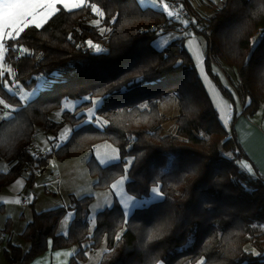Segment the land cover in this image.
<instances>
[{"label": "trees", "instance_id": "16d2710c", "mask_svg": "<svg viewBox=\"0 0 264 264\" xmlns=\"http://www.w3.org/2000/svg\"><path fill=\"white\" fill-rule=\"evenodd\" d=\"M183 1L195 19L194 32L207 39V70L212 61L238 79L234 91L244 104L239 114L232 109L229 128L220 124L184 46L186 27L173 15L141 7L137 0H89L106 13L99 27L92 24L99 17L82 7L58 13L42 29H26L18 42H4L3 62L12 75L7 80L0 77V96L20 107L6 83L26 90L40 83L41 89L15 120L0 122V161L7 165L0 171V189L23 174L31 189L50 159L76 158L109 142L119 161L101 165L91 156L86 162L95 190H108L126 176L124 188L131 197H149L156 184L165 194L127 217L115 200L95 215L91 233L92 196L73 197L67 207L42 212L30 202L31 216L19 235L25 249L9 240L10 219L5 223L3 255L9 264H31L48 250L49 240L51 250L77 248L70 264L86 262L87 253L101 244L113 251H104L97 264H264V178L247 173L241 163L247 157L233 129L238 116L251 118L264 111V39L254 50L251 43L264 32V0L210 2L206 17ZM100 27L111 31L101 35ZM172 31L180 35L163 50L152 46L158 36ZM88 40L101 51L90 48ZM137 75L138 86L120 88L96 108V115L108 121L101 129L83 122L86 115L81 111L91 106L86 101L73 112L63 111L60 122L50 118L63 101L95 97L98 88ZM213 78L231 97L218 76ZM170 94L178 105L175 135L163 134L166 119L158 106ZM144 103L148 108L139 107ZM65 123L73 131L61 147H55L54 139L49 140L51 151L41 154L33 149L39 130L57 138ZM127 159L133 162L125 173ZM68 212L73 217L67 233L59 234ZM253 250L260 255H253Z\"/></svg>", "mask_w": 264, "mask_h": 264}, {"label": "rangeland", "instance_id": "374dc122", "mask_svg": "<svg viewBox=\"0 0 264 264\" xmlns=\"http://www.w3.org/2000/svg\"><path fill=\"white\" fill-rule=\"evenodd\" d=\"M137 1L141 7L148 6L157 10H161L166 15H168L167 14L168 11H171L170 8L167 10L164 9L165 3L169 5V2H167L166 0H157V4L155 6L153 5L152 0H137ZM188 1L192 4L191 7L194 9L195 12H197V14L200 17H206L209 14H211V9L209 7L210 2H214V3L219 2V0H188ZM180 22L182 23V25L184 24L183 20H180ZM194 29L195 27H192V30ZM179 35L180 33L177 31H172L167 34L160 35L152 42V46L156 50H163L170 42H172L177 37H179ZM7 40L8 39L5 38L4 42ZM184 46L188 51V53L190 54V56L192 57L200 81L203 84L206 93L208 94L213 106L215 107L218 113V120L220 124L224 126L227 118L229 117L230 111L232 113V109L238 110V106L240 105L239 97L234 91V87H236V85L238 84V79L232 71L227 69V67L224 66L221 68L219 65H216L212 61L210 62L211 73L207 70L206 67L207 39L202 35L197 34L195 32L189 33V35H187L184 40ZM4 55H5V50H4ZM3 60L0 61V65H2L3 69L6 70ZM225 69H227V71ZM214 76H218V79L222 87L229 90L231 97L225 95L223 89L219 87L215 78H213ZM40 89H41L40 83H38V85L31 90H26L21 86L17 87V84L12 85L11 87L9 85V88H7V90L10 93L15 92L18 99L22 93L32 94L29 96L28 101L34 98L39 93ZM240 100L244 104V100L243 99ZM84 101H85L84 99L63 101L62 107L58 110L53 111L52 114L50 115V118L55 122H60L62 120L61 113L63 111L73 112L76 106ZM233 102H235V104ZM99 105L100 104H98L96 108ZM158 106L160 112L165 116L166 119L162 124L163 134L175 135L176 126H175L174 117L178 113V105L175 95L170 94L162 97L158 101ZM90 107H92V104L91 106L84 108L81 112L86 115L87 109ZM0 108H1L0 116H2L4 111L6 110L3 109L2 107ZM87 119L88 117L86 115V120ZM90 124H93L94 126L100 129L104 127V126L101 127L95 122H92ZM65 128L72 129V126L68 123H65L63 125L57 136V142H59L58 137L60 133L64 131ZM40 132L41 131L39 130L37 134L39 135ZM70 133H68V136L70 135ZM87 155L96 157L99 163L100 160L103 159L104 161H106V163H104L103 165H108L119 161V158L116 159V157L118 156L117 149L109 142H103L93 147V149L90 150V152L88 153L85 152V154L81 155L80 157H78V159L74 160L73 162H69L67 159L63 161L50 159L48 165L42 169L45 170L36 175L34 181L35 184L34 187L37 188L33 190H31L30 187H28V185L26 184L27 174H23L12 184L7 185L0 189V201H2L4 204V206L2 207L0 205V264H9L3 255V250L5 249L6 243L5 244L1 243V236L4 235L3 230L7 219L11 218L10 221L12 220V223L14 222L12 227L13 232H11L10 234L12 235V241L14 242V240L18 239V242L21 245L23 244L25 245V243L21 239H19L18 236V232L20 230L19 229L20 227L18 226L19 223L18 216L24 214L26 218H30L31 210L29 206H26L25 208L22 207L23 196L30 197L29 201L31 202L34 201V209L37 212H42L45 210H50L58 207L69 206V199L71 200V198L76 197L69 194H77L76 192H83V194H85L83 196H92L90 195L93 193L92 189L88 190V188L93 187L94 180L93 178L90 177L86 164L84 163L85 160L83 159V157ZM129 160L131 159H127V162ZM68 163H75L76 165L68 164ZM6 170H7V165L3 161H0V171L3 172ZM121 178L118 179L117 181H121ZM126 181H127V177L124 176L122 182L119 184L118 192L117 189L112 190L116 193L115 198L117 200H120L123 206L124 204L122 203V201L127 200L128 197H131L127 195L125 192L124 186ZM108 193L109 192H104V194H98L96 199L94 197L93 200L94 202L92 204V207L89 208L88 221L90 223V233L94 228L95 214L102 211L105 208H108L109 206L108 205L109 202H107L108 196H106ZM17 200H19L20 203H17L16 202ZM157 200H160V198L154 197L151 191L149 197L142 199L134 198L130 202L129 206L134 210L135 208L148 206L150 203H153ZM72 217H73V213L68 212L65 218L61 221L60 230H62V227L66 226L68 222H70ZM4 242H7V238L4 239ZM105 249H106L105 244H101L98 249L89 252L88 260L84 264H96L97 258L104 252Z\"/></svg>", "mask_w": 264, "mask_h": 264}, {"label": "snow or ice", "instance_id": "6c2138e0", "mask_svg": "<svg viewBox=\"0 0 264 264\" xmlns=\"http://www.w3.org/2000/svg\"><path fill=\"white\" fill-rule=\"evenodd\" d=\"M153 5L155 6L157 4V0H152ZM82 7H90L92 13H94L99 19H95L92 21V24L96 25L97 27L100 26L101 21L104 19L106 13L105 11L97 4V3H90L89 0H0V61L4 59V50H5V44L4 40L7 38L10 42L16 41L18 42L19 39H21V34L25 33L26 29H35L39 30L42 29L46 24L49 23L50 20H52L53 17H55L58 13H63L64 11H67L71 13L74 9H79ZM169 5L167 3L164 4V9H169ZM168 16L171 17L173 15L172 11H168ZM116 21V16L112 17V22ZM185 25H187L188 21L183 22ZM195 23V21H193ZM106 31H111V29L100 27V34L104 35ZM69 40L72 39V36L69 35ZM264 39V32L260 34V37L254 38L252 43L253 50L255 49L256 45L259 43V40ZM87 44L90 48H93L96 52H100L101 48L100 45L94 44L92 40H88ZM79 47V45H77ZM20 50L24 51L25 53L28 52L27 48H24L23 46H20ZM179 63V62H177ZM12 75V68L9 67L8 69H3L2 65H0V77H4L5 80H7L8 76ZM137 81H141L140 76H132L131 79H128L126 82L122 79L120 81H114L112 84H107L102 88H98L95 93V97L93 95H88L83 97V99L86 102H90L92 104V107L87 109V117L88 119L86 121H83L84 123H92L95 122L96 124L103 127L104 125L108 124L107 120H102L99 116L96 115V106L98 104H101L104 100L107 99L108 96L112 95L115 91H119L120 88H132L136 85ZM4 87L7 89L9 88L8 84H5ZM17 87L19 85L17 84ZM16 95L15 92L12 93V96L14 97ZM32 95L30 93H22L19 96L18 103L20 104V107H17L16 105L10 103L7 99L0 96V107L5 109L3 115L0 116V122L3 123H10L11 121L15 120L17 118L18 113L22 111L24 107L27 106L29 96ZM148 104L144 103L139 105L140 108L146 109L148 108ZM230 119V117H229ZM73 131L70 128H65L64 131H62L58 137L59 142L55 144V147L59 148L62 146V144L69 139L68 133ZM203 135V133H201ZM57 139L55 137H49V140ZM51 151V148L48 149ZM119 157L117 156L116 159ZM132 160H129L125 164L124 171L127 173L129 166L132 164ZM101 164L106 163L103 159L100 160ZM247 173L253 177H255L257 174L254 172L253 168L251 166H246ZM261 175H264V173H261ZM123 177L121 178V181H117L116 183H113L111 187L113 189H119V184L122 182ZM152 194L156 198L163 199L164 198V192L161 190V187L159 184H156L151 189ZM133 197H128L127 200H123L122 203L124 204L125 212L124 216L127 217L130 202L133 200ZM17 203H20L19 200L16 201ZM31 202V201H29ZM125 223L127 221L125 220ZM153 238L152 235L149 236V240ZM117 241L120 240V236H116ZM51 243V242H50ZM104 251L110 252L113 251L112 249H105ZM247 251V249H246ZM253 255H260V253H256L254 250L252 251ZM156 264H162L161 261H157Z\"/></svg>", "mask_w": 264, "mask_h": 264}, {"label": "crops", "instance_id": "0c3cea01", "mask_svg": "<svg viewBox=\"0 0 264 264\" xmlns=\"http://www.w3.org/2000/svg\"><path fill=\"white\" fill-rule=\"evenodd\" d=\"M239 103H240V105L238 106V110L236 109L237 114H239L242 111V107H243V103L241 101ZM231 115H232V113L230 111V113H229L230 119L228 117L226 120V123L224 125L226 128H229L230 121H231ZM233 129H234L237 141H238L240 147L242 148L243 152L245 153V155L247 157L246 160L241 161L242 165L245 168H246V166H251L255 173H257L260 177L264 178V175H261V173H264V111L257 112L251 118H247L245 116H238L237 120L235 121ZM49 137L50 136L44 135L42 132H40L39 135L37 134L35 136L33 144H32L33 149L37 150L41 154L45 153L50 146ZM56 143H58L57 140H56L55 144ZM88 152H90V151H88ZM88 152H86V153H88ZM91 155H93V154H91ZM91 155H87V156L83 157V159L85 160V162H84L85 164H86L87 160L91 157ZM76 159H78V157L67 159V160L69 162H73ZM68 164L76 165L75 163H68ZM44 170H40L38 173H40ZM34 186H35V184L33 185V187H31V190L37 188ZM89 189H92L93 193L90 195H92L93 200H94V197L96 199L98 194H104V192H109L106 195V196H108L107 202H109L108 208L112 206V204L114 203V200H117L115 198L116 193L114 191H112L113 190L112 187H110L108 190H104V191L95 190L93 187H89L88 190ZM81 191H82V189H81ZM95 192H97V193H95ZM76 193L77 194H69V195H73L76 197H82L83 195H85V194H83V192H76ZM22 199H23L22 207L25 208L28 205V203H30L29 202L30 197L23 196ZM117 201L121 205L123 212H125V208L121 204L120 200H117ZM93 202H92V204H93ZM69 204H70V199H69ZM92 204L90 205V208L92 207ZM0 205H1V207L4 206L2 201H0ZM127 211H128L127 216H129V214L133 211V208H130V206H129ZM29 219L30 218H26V216H24V214H23V218H20V215L18 216V220H19L18 226L20 227L19 228L20 230L18 232V236L20 235V233L24 229V227L27 224V222L29 221ZM11 223H12V220H11ZM69 223L70 222H68V224L66 226L62 227V230H60V226H61V222H60L58 229H57V232L59 234L65 235L67 233ZM13 224H14V222L11 224L12 225L11 226V232H13L12 231ZM11 232H10V234H11ZM4 239L5 238L2 235L1 236V243H3V244H5ZM19 239H20V237H19ZM9 240L12 243L20 245L23 248L27 247L26 244L21 245L18 242V239L14 240V242H13L12 241V235H10ZM50 242L51 241L49 240L48 250L44 254H42L41 256L37 257L31 264H70V260L74 256L75 252L77 251V248L73 247V248H68V249L51 250L50 249V246H51ZM88 256H89V252L87 253V260H88ZM101 256H102V254L97 258L96 264L99 262ZM87 260H86V262H87ZM84 263H82V264H84Z\"/></svg>", "mask_w": 264, "mask_h": 264}, {"label": "built area", "instance_id": "2783aa9c", "mask_svg": "<svg viewBox=\"0 0 264 264\" xmlns=\"http://www.w3.org/2000/svg\"><path fill=\"white\" fill-rule=\"evenodd\" d=\"M169 2V8L173 12V17L183 21H188L187 25L183 24L184 27L188 28L186 31L188 33L194 32L196 30V24L193 23L195 21L193 15L191 14L190 10L186 7L183 0H166ZM192 27H195L194 30H192ZM260 37V35H258Z\"/></svg>", "mask_w": 264, "mask_h": 264}]
</instances>
